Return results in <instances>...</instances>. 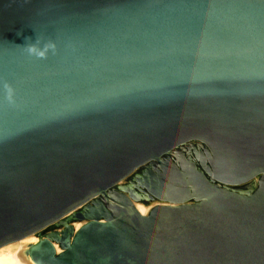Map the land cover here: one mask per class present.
I'll return each instance as SVG.
<instances>
[{"label":"water","instance_id":"obj_1","mask_svg":"<svg viewBox=\"0 0 264 264\" xmlns=\"http://www.w3.org/2000/svg\"><path fill=\"white\" fill-rule=\"evenodd\" d=\"M33 236V264H264V0H0V250Z\"/></svg>","mask_w":264,"mask_h":264},{"label":"flooded vegetation","instance_id":"obj_2","mask_svg":"<svg viewBox=\"0 0 264 264\" xmlns=\"http://www.w3.org/2000/svg\"><path fill=\"white\" fill-rule=\"evenodd\" d=\"M205 149L206 147L198 142H190L187 143L175 150H173L171 153L165 155L162 159H161V164H167L169 161H172L175 164L181 165L184 164V159H188L189 157L194 160L196 162V164L199 167V163L196 160V155H202L205 156ZM160 163L159 162H154L152 164L147 165L146 167L138 170L133 176H131L130 178H128L126 180V183L122 184L123 187H129L132 183H137L136 182V178L138 176L143 177L145 175V173L149 172H154L156 170H159L160 168ZM121 190H119V188H115L112 190V193H120ZM128 197H131L132 201H134V203L136 204L137 202H144L146 204H153V205H157L160 204L161 202H159L157 199L154 200H143L141 199V195H130V194H126ZM55 227V226H54ZM54 227H51L50 229L44 231L43 233H46L47 231H51L54 229ZM54 232V231H53ZM51 233V232H50Z\"/></svg>","mask_w":264,"mask_h":264},{"label":"bare ground","instance_id":"obj_3","mask_svg":"<svg viewBox=\"0 0 264 264\" xmlns=\"http://www.w3.org/2000/svg\"><path fill=\"white\" fill-rule=\"evenodd\" d=\"M37 238H26L0 250V264H33L30 250L38 244Z\"/></svg>","mask_w":264,"mask_h":264},{"label":"rangeland","instance_id":"obj_4","mask_svg":"<svg viewBox=\"0 0 264 264\" xmlns=\"http://www.w3.org/2000/svg\"><path fill=\"white\" fill-rule=\"evenodd\" d=\"M32 238V237H31ZM33 238H37L38 239V241H40V238H39V236H33ZM12 245H14V244H12ZM7 247H9V246H7ZM6 248V247H5Z\"/></svg>","mask_w":264,"mask_h":264}]
</instances>
